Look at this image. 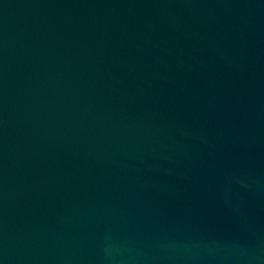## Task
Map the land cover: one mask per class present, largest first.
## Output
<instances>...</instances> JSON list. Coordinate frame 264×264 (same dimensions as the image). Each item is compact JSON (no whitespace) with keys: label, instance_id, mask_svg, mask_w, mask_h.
Returning a JSON list of instances; mask_svg holds the SVG:
<instances>
[{"label":"water","instance_id":"95a60500","mask_svg":"<svg viewBox=\"0 0 264 264\" xmlns=\"http://www.w3.org/2000/svg\"><path fill=\"white\" fill-rule=\"evenodd\" d=\"M0 264H264V0H0Z\"/></svg>","mask_w":264,"mask_h":264}]
</instances>
